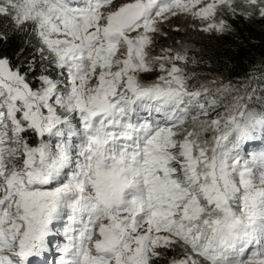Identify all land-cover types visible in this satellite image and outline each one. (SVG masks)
I'll use <instances>...</instances> for the list:
<instances>
[{
	"label": "snow or ice",
	"instance_id": "obj_1",
	"mask_svg": "<svg viewBox=\"0 0 264 264\" xmlns=\"http://www.w3.org/2000/svg\"><path fill=\"white\" fill-rule=\"evenodd\" d=\"M178 15L222 34L264 0H0L55 70L0 56V264H264V109L153 55Z\"/></svg>",
	"mask_w": 264,
	"mask_h": 264
},
{
	"label": "trees",
	"instance_id": "obj_2",
	"mask_svg": "<svg viewBox=\"0 0 264 264\" xmlns=\"http://www.w3.org/2000/svg\"><path fill=\"white\" fill-rule=\"evenodd\" d=\"M230 26V30L225 33L197 35L195 43L178 47L171 45L168 48L187 50L190 61H194L185 68L187 73L194 74L188 81L190 87L195 85L198 88L202 83L222 79L242 90H254L250 106L264 108V20L256 16L249 19L237 16L232 19ZM0 32H6L8 36L7 42H0V56L6 55L10 64L20 66L22 70L31 62L35 72H29L26 79L36 87V77L48 63L41 60L37 51L38 39L30 31L16 30L5 17H0ZM54 71L50 68L43 74ZM218 110L223 111L222 108ZM34 139L31 138L30 143Z\"/></svg>",
	"mask_w": 264,
	"mask_h": 264
},
{
	"label": "rangeland",
	"instance_id": "obj_3",
	"mask_svg": "<svg viewBox=\"0 0 264 264\" xmlns=\"http://www.w3.org/2000/svg\"><path fill=\"white\" fill-rule=\"evenodd\" d=\"M123 2H126V0H119L114 4L119 5ZM224 18L228 21L229 24H232V19H234L228 16H225ZM164 23V25H160L161 33L154 34V42L152 45L154 55L159 54L161 48H168L171 45H173V47H178L182 44H192L196 42V39H198L197 35L210 36L213 32H215L213 31L210 33H206L198 30L199 21L193 20L190 16L185 15H178L172 17L170 20H167ZM156 76V72H152L150 74H143L142 80L145 83H150L156 78ZM215 81L222 82L224 84H229L222 79ZM208 85L213 87L215 86L212 85L210 82H208ZM256 108L264 109L260 107ZM174 257L177 259L181 258V253L179 249H176L175 251H168L167 256L161 261V264H170V261Z\"/></svg>",
	"mask_w": 264,
	"mask_h": 264
},
{
	"label": "bare ground",
	"instance_id": "obj_4",
	"mask_svg": "<svg viewBox=\"0 0 264 264\" xmlns=\"http://www.w3.org/2000/svg\"><path fill=\"white\" fill-rule=\"evenodd\" d=\"M115 2H117V0H116V1H114V3H115ZM256 144H259V143H256Z\"/></svg>",
	"mask_w": 264,
	"mask_h": 264
}]
</instances>
